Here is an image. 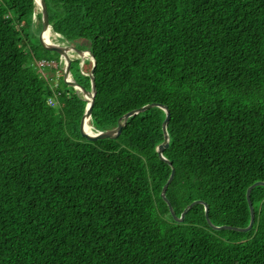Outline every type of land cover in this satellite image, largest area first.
I'll return each instance as SVG.
<instances>
[{
  "label": "trees",
  "instance_id": "obj_1",
  "mask_svg": "<svg viewBox=\"0 0 264 264\" xmlns=\"http://www.w3.org/2000/svg\"><path fill=\"white\" fill-rule=\"evenodd\" d=\"M46 2L54 43L95 58L91 131L165 104L174 212L201 199L213 224L246 226L264 181V0ZM37 7L0 0V264H264V185L247 231L212 228L202 203L173 218L164 109L80 135L87 101L42 70L61 56L38 41Z\"/></svg>",
  "mask_w": 264,
  "mask_h": 264
},
{
  "label": "water",
  "instance_id": "obj_2",
  "mask_svg": "<svg viewBox=\"0 0 264 264\" xmlns=\"http://www.w3.org/2000/svg\"><path fill=\"white\" fill-rule=\"evenodd\" d=\"M35 3L39 6V8L41 10V24L42 25H41V30L38 33V41H39L40 45L43 48H45L46 50H49L52 52H57L61 57L64 58V69H63V81H64V83L70 87L75 88L76 90L81 91L84 99L87 101L84 113L81 117L80 124H79L80 135L87 138V139H90V140H95V139H99V138H106V137H117L119 135V133L121 132L123 126L126 124V121H127L129 116L134 115L140 111H143V110H145V109H147L153 105L161 107L162 109H164V111L166 113L165 118H164L163 123H162L164 139H163V142L158 145L157 153H158V156L162 160H164L165 162H167L171 166V172H170V175H169L167 181L165 182V184L162 187L161 196L167 202L169 210H170L173 218L177 221H182L186 211L192 205H194L195 203H202L204 205V212H205L206 221L208 222V224L212 228H214V229L229 228V229H235V230H239V231L249 230L252 227L253 222H254V218H255V212H254L253 204H252V201L250 199V190L255 185H258V184L264 185V181H255L254 183L249 185L247 190H246V198H247V202H248V206H249V210H250V220L246 226H232L229 224H223V225L213 224L209 218V215H208V204L201 199H196V200H193L192 202H190L183 209L180 216H177L176 213L174 212L173 206L171 205L170 201L167 199V197L165 195L166 188H167L169 182L172 180L173 175H174V166H173L172 162L170 160H168L167 158H165L163 155L164 148H166L168 146V133H167L166 126H167V123H168L169 118H170V111L165 104L158 103V102H152V103H148V104H145L143 106H140L138 108H134L132 110H129L128 112L124 113L121 117H119L116 127L108 129V130H102V131H97V132H94V131L88 132L85 130L84 124H85V121H88L91 117V111H92L94 98H95V92H96V87H95V82H94V77H93V70L95 67V58H94L91 50H89V49H80L74 45H63V44L54 43L52 41L48 42V43L45 42L43 40V36H42L43 31L47 27L51 29V25L49 24V19H48L47 2H46V0H39V1L35 0ZM73 52H76L77 54H79V56L81 57L82 60L85 57H87V58H90L92 61V67H91V70L89 73L90 83H91L90 89H87L85 86L78 83L72 77L71 68H72V60L74 58L73 54H72ZM86 94H90V98H87Z\"/></svg>",
  "mask_w": 264,
  "mask_h": 264
},
{
  "label": "rangeland",
  "instance_id": "obj_3",
  "mask_svg": "<svg viewBox=\"0 0 264 264\" xmlns=\"http://www.w3.org/2000/svg\"><path fill=\"white\" fill-rule=\"evenodd\" d=\"M38 7H39V6H38ZM38 7H37V10L39 9ZM33 21H35L36 23H38V18L35 17V20H33ZM36 23H35V24H36ZM33 24H34V23H33ZM34 29L37 30L36 25H33V26H32V31H34ZM52 36H55V34H53V32L51 31L50 39H51L52 42H54V41H53L54 38H53ZM30 38H31V42H32V43H36V38H35L34 35H31ZM37 38H38V35H37ZM83 43H84V44H83ZM85 44H86L85 41H82V42L80 43L81 47H84ZM72 54H73V57L78 56V59H80L79 64H78V65L75 64L74 68L76 69L77 66H79V68H81V63L84 62V59L87 58V57H85V58L82 60L81 57L79 56V54L74 53V52H73ZM51 55H52V54H50V56H51ZM49 64H50L51 66H53L54 68H53V69H47V68L42 69V68L45 66V65H43V66H41L42 68H39V69H42L45 73H47V74L49 75V77H53L55 82L58 81V78H59L61 75H62V79H63V74H62V73H63V69H64V58H63V57H60V60H59V61H56V59H54L53 61H50ZM71 74H72V70H71ZM76 75H77V72H75V75L72 74V77H73L75 80H76V78H75Z\"/></svg>",
  "mask_w": 264,
  "mask_h": 264
},
{
  "label": "bare ground",
  "instance_id": "obj_4",
  "mask_svg": "<svg viewBox=\"0 0 264 264\" xmlns=\"http://www.w3.org/2000/svg\"><path fill=\"white\" fill-rule=\"evenodd\" d=\"M39 1V0H38ZM50 34H51V29L50 28H45L44 29V31H43V40L45 41V42H51V39H50ZM86 54V53H85ZM86 97L87 98H90V94H86ZM84 128H85V130L86 131H88V132H90L91 131V129H90V126H89V124H88V121H85V124H84Z\"/></svg>",
  "mask_w": 264,
  "mask_h": 264
},
{
  "label": "built area",
  "instance_id": "obj_5",
  "mask_svg": "<svg viewBox=\"0 0 264 264\" xmlns=\"http://www.w3.org/2000/svg\"><path fill=\"white\" fill-rule=\"evenodd\" d=\"M38 63H39V65H44L45 63H48V62L45 60H39ZM50 103L53 104L54 100L50 99Z\"/></svg>",
  "mask_w": 264,
  "mask_h": 264
}]
</instances>
